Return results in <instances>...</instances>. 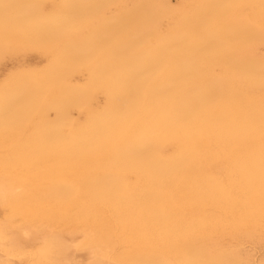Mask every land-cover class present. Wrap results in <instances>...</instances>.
<instances>
[{
    "label": "bare ground",
    "instance_id": "obj_1",
    "mask_svg": "<svg viewBox=\"0 0 264 264\" xmlns=\"http://www.w3.org/2000/svg\"><path fill=\"white\" fill-rule=\"evenodd\" d=\"M31 1L12 5L11 14L10 7L9 12L5 9L9 19L36 33L56 36L71 29L75 18L63 8H84L94 0H60L61 5L40 13L33 12ZM13 2L0 0V8ZM255 3L257 19L249 28L253 51L250 58L247 51L235 56L238 73L249 78L250 88L219 96L217 110L201 89L189 86L191 81L184 82L185 90L178 86L168 96L163 80L149 85L142 74L152 61L146 58L155 55L159 63L153 67L159 78L177 71L190 73V57L180 52L184 48L187 53L191 41L173 22L155 31L159 37L155 50L130 58L132 69L126 76L131 80L120 78L123 86L110 91L104 108L93 103V91L78 81L76 90H71L77 94L75 101L45 103L50 105L45 109V165L0 166V211L6 209L8 217L6 222L0 220V232L9 237L7 244L0 242V264H25V260L43 264L49 259L59 264H264V252L256 254L241 244L245 239L261 240L258 231L241 233L228 225L231 219L241 223L248 219L255 227L264 226V6L261 0ZM160 5L168 14L180 16L185 1ZM135 6L138 2L125 4L123 13L110 17L128 16L126 10ZM214 39L215 32L209 29L204 42L209 45ZM201 44L199 39L193 42L196 48ZM29 67L27 75L21 72L27 79L36 69ZM135 83H148L146 91ZM118 93L126 101L113 100ZM18 94L14 91L11 100L22 92ZM72 109L79 114L86 110V120L72 117ZM210 120L219 124H206L214 123ZM224 160L231 164L226 177ZM96 171L108 182L104 186L109 198L95 199ZM55 222L66 227L87 225L90 232L78 234L74 229L79 225L61 231L57 224L51 225ZM226 237H234L237 245L225 243Z\"/></svg>",
    "mask_w": 264,
    "mask_h": 264
},
{
    "label": "rangeland",
    "instance_id": "obj_2",
    "mask_svg": "<svg viewBox=\"0 0 264 264\" xmlns=\"http://www.w3.org/2000/svg\"><path fill=\"white\" fill-rule=\"evenodd\" d=\"M15 1L11 5L0 8V106L2 107L0 113V160L2 162H0V166L7 167L9 165L8 167H10L16 164V166L45 165V109L50 106L45 103L75 101L77 94L73 92L76 90L73 87L75 88L78 81L83 84V86H80L90 88V92L93 91L96 96L93 103H98L100 107L103 105L102 108H104V104L109 100V95H112L110 91L113 88L123 86L121 79L131 80L130 75L126 76L130 72L129 70L132 69L133 59L131 61L130 58L138 59L140 53H146L147 55L148 52L155 50L159 44V37L155 34V31L165 30L171 22L175 24L176 30L181 29L180 31H182L183 29L184 34L187 33V38L191 41V45L187 47L188 52L185 53L183 48L184 51L181 50L180 55L190 57L191 66L193 67H191L189 74L185 71H177L175 77L166 74L165 77L160 76L159 78V75H157L159 72L153 67L158 60V55L146 58L152 61L148 64L149 68L144 70L145 72L143 71L142 74L147 82L149 81V85L159 84L157 81H160L159 79L163 80V86L167 87L163 92H170L169 96L175 94L174 89L178 86L185 90L186 84L184 82L191 81L189 86L194 88V91L201 89L207 95V103L212 105V108L214 104L216 110V105L222 102V99L219 101V96L235 93L238 88L244 91H248L250 88L249 78L238 73L239 68L236 65L235 56L241 51L242 53L247 51V57L250 58L253 51V37L249 32H251L252 23L257 19L255 0H211L212 2L210 0H187L189 2L184 0V13L180 16L179 14H168L162 9L161 5L159 6L160 2L166 3L167 1L176 6L179 0H127V2L126 0H94L89 5H84V8H81V6L75 7L76 9L63 8V10L71 12L72 15L74 14L75 18L72 17L74 19L71 29L68 28L65 33L56 36L36 33L22 26L14 25L9 19V14L14 10L13 6H18V4L25 3L28 0ZM134 2H138V6L133 7V10H126L129 13L128 16L122 14L120 19H111L115 13H123L122 9L125 8V4H133ZM31 3L34 6V13L48 12L53 6L61 5L60 0H32ZM5 9L8 12L10 11L9 14ZM182 22L183 26L181 28ZM244 26L248 27L247 31L244 30ZM194 29L198 30L195 32ZM209 29L215 32V39L212 44L207 45L204 42V36ZM197 39L202 44L196 48L193 46V42ZM157 62L159 63V61ZM29 65L34 66L36 69L33 75L31 74L32 76L28 73L30 78L27 79L26 72L30 68ZM22 71H25L23 73L26 74L25 77L21 73ZM19 73L22 77L19 75L16 77V74ZM178 73L184 75H178ZM14 75L15 77H13ZM8 77H13L14 80L10 78L12 80L10 82ZM219 78L225 79V82L219 83L216 81L215 83L214 81ZM24 80L25 82H22ZM135 84L146 91L148 83ZM204 89L206 90L204 91ZM14 91L19 94L22 92V94H20L21 96L18 94L20 97L13 101L11 95ZM35 100L36 102H34ZM113 100L126 101L125 96L121 93L115 94ZM223 102H226V100ZM33 104L34 106H32ZM76 111L78 110H71L72 117L75 119L79 117L77 120L82 119L81 121H85L87 111L83 110L80 114ZM50 115L52 118L55 117L53 111L50 112ZM210 121L214 123L206 122V124L210 123L212 127L219 124L218 121ZM64 137L69 138V132H65ZM173 148L174 146L169 149L173 151ZM230 165L227 160H224L223 173L225 177L230 174ZM98 172H95L98 177L95 183L93 182L96 189L92 187L95 191L94 194L98 192L95 199L100 200L106 196L109 198L111 193L105 192L107 186H104V183L108 182L103 181ZM98 205L104 207L101 203H98ZM232 210L230 214L235 213V206H232ZM6 214V209L4 212L0 211V220L6 222L8 220V217L5 219ZM109 214L107 216H110ZM237 220L239 219H236V221L234 219L228 220L229 228L233 227L231 230L243 233L256 229L261 239L258 241L251 240V242L245 239L241 240V242L243 241L241 244L244 247L247 246L246 248L251 251L254 250L256 254H263L264 226L255 227L251 222H246L248 219L243 220L245 224L243 221L241 223L239 222L241 220ZM56 224L61 231L63 229L69 231V229H74L78 225L81 227V224H71L66 227L62 223L59 225L57 222L51 223L54 226ZM79 226L74 229L78 234L79 232H85L86 229H88L86 233L90 232V226L83 225L82 229ZM247 226L249 228H246ZM83 235L81 234V236ZM78 236L80 238V235L76 237ZM226 238L225 243L237 245L234 237ZM24 263L30 264L29 260H25Z\"/></svg>",
    "mask_w": 264,
    "mask_h": 264
},
{
    "label": "snow or ice",
    "instance_id": "obj_3",
    "mask_svg": "<svg viewBox=\"0 0 264 264\" xmlns=\"http://www.w3.org/2000/svg\"><path fill=\"white\" fill-rule=\"evenodd\" d=\"M261 4L262 6H264V0H261ZM8 240L9 237L7 236V234L5 232H0V242H4L5 244H7ZM43 264H59V262L56 260L49 259L44 261ZM181 264H191V262H181ZM237 264H248V262L241 261L237 262Z\"/></svg>",
    "mask_w": 264,
    "mask_h": 264
}]
</instances>
